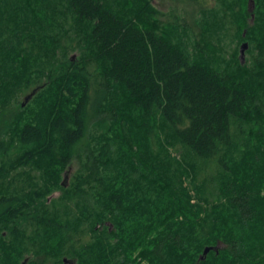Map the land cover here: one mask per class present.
I'll return each instance as SVG.
<instances>
[{
    "label": "trees",
    "instance_id": "1",
    "mask_svg": "<svg viewBox=\"0 0 264 264\" xmlns=\"http://www.w3.org/2000/svg\"><path fill=\"white\" fill-rule=\"evenodd\" d=\"M153 1L0 0V264H264V0Z\"/></svg>",
    "mask_w": 264,
    "mask_h": 264
},
{
    "label": "rangeland",
    "instance_id": "2",
    "mask_svg": "<svg viewBox=\"0 0 264 264\" xmlns=\"http://www.w3.org/2000/svg\"><path fill=\"white\" fill-rule=\"evenodd\" d=\"M153 5L164 15L163 17L164 19L165 18L172 19V14L179 17L182 15L186 17L185 19L188 26L193 27V20H192L193 18L189 17V13H192L193 9L190 6H188L186 3L178 2V1L175 2L173 0H154ZM26 95L27 93L21 95L19 101L23 102ZM74 168L75 167H73L72 169L73 172H74Z\"/></svg>",
    "mask_w": 264,
    "mask_h": 264
},
{
    "label": "water",
    "instance_id": "3",
    "mask_svg": "<svg viewBox=\"0 0 264 264\" xmlns=\"http://www.w3.org/2000/svg\"><path fill=\"white\" fill-rule=\"evenodd\" d=\"M252 5L250 6V9H252ZM247 50V44H243L240 48V60L243 62L244 61V58H245V51ZM35 93L33 92L31 95H29L26 99H25V103H27L31 98L32 96L34 95ZM25 106V104H23V107ZM210 251H214L215 254H218L219 252V246H215V247H206L204 248L201 256L199 257V262H202L205 260L206 256L208 255V253ZM64 263H66V260H64Z\"/></svg>",
    "mask_w": 264,
    "mask_h": 264
},
{
    "label": "bare ground",
    "instance_id": "4",
    "mask_svg": "<svg viewBox=\"0 0 264 264\" xmlns=\"http://www.w3.org/2000/svg\"><path fill=\"white\" fill-rule=\"evenodd\" d=\"M254 22V21H253ZM218 46V45H217ZM220 46V45H219ZM240 129V128H239ZM236 130V129H235ZM236 131H238V130H236ZM241 131V130H240ZM238 136V135H237ZM242 136V135H241ZM238 143H239V141H238ZM241 144V143H240ZM221 250V249H220ZM229 257V256H228ZM230 260V259H229Z\"/></svg>",
    "mask_w": 264,
    "mask_h": 264
}]
</instances>
